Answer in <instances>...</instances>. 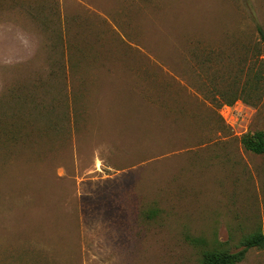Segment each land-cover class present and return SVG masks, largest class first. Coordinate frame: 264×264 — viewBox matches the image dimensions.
I'll return each mask as SVG.
<instances>
[{"label":"rangeland","instance_id":"obj_1","mask_svg":"<svg viewBox=\"0 0 264 264\" xmlns=\"http://www.w3.org/2000/svg\"><path fill=\"white\" fill-rule=\"evenodd\" d=\"M257 25L264 0H0V264H200L264 230Z\"/></svg>","mask_w":264,"mask_h":264},{"label":"trees","instance_id":"obj_2","mask_svg":"<svg viewBox=\"0 0 264 264\" xmlns=\"http://www.w3.org/2000/svg\"><path fill=\"white\" fill-rule=\"evenodd\" d=\"M258 32L264 40V31L257 25ZM243 147L254 154L264 155V131L252 132L241 138ZM264 250V230L256 231L245 236L241 241V248L237 252H231L222 248L207 250L203 253L200 264H239L250 249Z\"/></svg>","mask_w":264,"mask_h":264},{"label":"built area","instance_id":"obj_3","mask_svg":"<svg viewBox=\"0 0 264 264\" xmlns=\"http://www.w3.org/2000/svg\"><path fill=\"white\" fill-rule=\"evenodd\" d=\"M227 108V118L228 117H231L232 119L236 118L237 119H240L241 116H242V113H239L238 110H236L234 107H231L230 105L229 106H226ZM235 109V110H234ZM231 119V120H232Z\"/></svg>","mask_w":264,"mask_h":264}]
</instances>
